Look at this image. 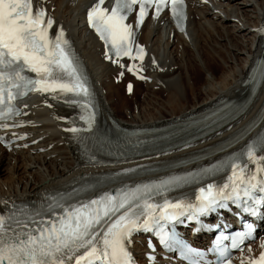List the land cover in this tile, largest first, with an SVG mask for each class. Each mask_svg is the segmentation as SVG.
<instances>
[{"label": "snow or ice", "instance_id": "1", "mask_svg": "<svg viewBox=\"0 0 264 264\" xmlns=\"http://www.w3.org/2000/svg\"><path fill=\"white\" fill-rule=\"evenodd\" d=\"M183 2L114 0L109 9L103 6L105 0H98L88 11V22L116 57L143 60L142 47L137 46L133 55L134 33L133 26L126 23L128 14L138 5L137 25H140L150 8L154 7L155 15L159 16L170 5L172 15L179 22ZM53 24L46 9L34 7V0H0V118L18 114L14 101L34 91L54 94L56 98H65L66 103L78 105L82 109L79 119L87 121L91 128L94 113L89 111L93 105L86 78L79 70L69 41L64 38L63 28L54 37L51 35ZM134 68L132 65L128 70ZM67 131L77 133L80 129L69 128ZM259 152H264V136L229 158L226 164L231 175L227 183L221 187L208 184L207 189H199L198 206L167 199L162 204H155L150 202V197L146 198L152 187L160 188L188 179L176 177L161 185H144L143 188L118 191L115 195L104 193L98 198L75 203L49 197L46 198L47 206L38 211L21 208L11 215H0V264H133L127 244L135 231H150L161 221L176 220L189 208L203 213L214 205L226 207L220 201L233 198L239 201L241 193L251 197L252 190L257 187L264 192V177L257 179L258 174L264 173V155ZM223 166L213 165L204 172L217 171ZM255 203L262 201L255 200ZM244 211L256 214L254 208L246 207ZM194 218L195 215L189 216V219ZM247 228L249 232L239 234L240 242L250 235L252 225ZM158 234L161 243L172 247L174 237L163 229ZM236 239H233L234 248L239 247ZM215 250L224 257L225 249L217 247ZM193 253L202 255L186 245L181 252L186 258ZM220 264H231V261L221 260ZM250 264H264V252Z\"/></svg>", "mask_w": 264, "mask_h": 264}, {"label": "bare ground", "instance_id": "2", "mask_svg": "<svg viewBox=\"0 0 264 264\" xmlns=\"http://www.w3.org/2000/svg\"><path fill=\"white\" fill-rule=\"evenodd\" d=\"M92 1L35 0L55 18L57 25L68 30L89 69L102 114L117 118L125 126L165 124L203 110L218 101L220 96H239L245 88L242 81L249 66L261 54L262 40L261 37L257 39V34L263 24L260 21H264V0H188L187 24L182 30L176 29L166 15L146 18L140 27L131 18L133 41L143 45L146 51L143 63L146 64L147 79L143 83V103L138 107L135 104L130 111L126 106L128 96H118L113 79L115 73L125 72L126 68L113 65L83 24ZM195 15L199 19L196 20ZM201 71L205 72L208 81L198 88ZM132 80L134 86L130 94L138 90L141 83ZM159 88L165 93V98L156 107L150 106V97L155 96L154 91ZM115 95L120 99L117 104L123 115H118L112 106ZM263 97L264 84L247 110L231 126L192 147L175 149L150 159L124 160L106 165L81 160L76 146L67 139L64 129L66 119L72 113L71 107L57 103L40 105L36 100L25 102V110H30L25 118L35 123L28 129L30 140L41 138L32 148L43 147L45 151L33 154L29 148L6 151L0 147V175L8 173V178H13L12 182L0 178V207L8 203L40 200L47 192L93 173L169 159L204 147L240 127L254 114ZM137 240L135 248L138 250L141 245ZM262 249L264 240L259 239L251 243L238 260L249 259Z\"/></svg>", "mask_w": 264, "mask_h": 264}, {"label": "rangeland", "instance_id": "3", "mask_svg": "<svg viewBox=\"0 0 264 264\" xmlns=\"http://www.w3.org/2000/svg\"><path fill=\"white\" fill-rule=\"evenodd\" d=\"M196 20L199 19V16L198 15H195L194 17ZM217 37V35L215 36ZM226 43L229 45V43L226 41ZM214 58H216L214 56ZM125 72H120V73H115L114 75V83L116 84V92L119 93L118 96L120 98H122L121 96H128L127 99H126V106L129 108L130 111L133 110V107L135 106V104H137V107L139 106L140 103H143V97L145 95L144 92V85L142 83H140L139 85V89L136 90L134 93L132 94H129V93H126L124 91V86H123V83L125 80L127 79H131V77H128L129 75L125 76ZM120 75H123V76H120ZM208 81V77H205V72L204 71H201L200 75H199V84H198V88L202 85V83H205ZM161 88L158 89H155L154 92H156L155 96H152L150 97V101H149V105L150 106H154L156 107L157 105L161 104L163 99L165 98V93L160 90ZM118 90V91H117ZM199 91V90H197ZM200 92V91H199ZM188 98H191V95H188ZM120 100L116 95L113 97V104L112 106L115 108V110L117 111V114L118 115H123V111H122V108H119L120 106H118V101ZM160 100H162L160 102ZM155 103V104H154ZM137 112V109H135V113ZM118 117V116H117ZM9 174L8 173H3L2 175H0V178L3 179L4 181H8L10 180V182L13 181V178L9 177ZM8 179V180H7ZM12 179V180H11Z\"/></svg>", "mask_w": 264, "mask_h": 264}]
</instances>
